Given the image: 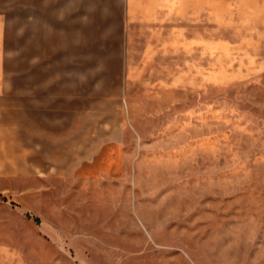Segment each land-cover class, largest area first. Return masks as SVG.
<instances>
[{
	"label": "rangeland",
	"instance_id": "obj_1",
	"mask_svg": "<svg viewBox=\"0 0 264 264\" xmlns=\"http://www.w3.org/2000/svg\"><path fill=\"white\" fill-rule=\"evenodd\" d=\"M250 10L206 72L135 62L121 95L96 62L120 142L73 178L0 176V264H264V0Z\"/></svg>",
	"mask_w": 264,
	"mask_h": 264
},
{
	"label": "crops",
	"instance_id": "obj_2",
	"mask_svg": "<svg viewBox=\"0 0 264 264\" xmlns=\"http://www.w3.org/2000/svg\"><path fill=\"white\" fill-rule=\"evenodd\" d=\"M98 1L64 7L62 0H0L1 177L73 178L120 142L112 136L119 125L96 114V62L100 78L110 71L122 78L121 95L135 62H165L187 77L206 72L226 16L263 3Z\"/></svg>",
	"mask_w": 264,
	"mask_h": 264
}]
</instances>
